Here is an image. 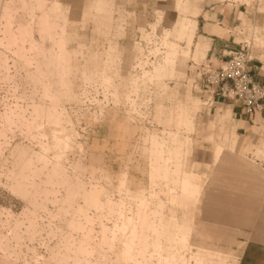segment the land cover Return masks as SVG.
I'll use <instances>...</instances> for the list:
<instances>
[{
    "label": "rangeland",
    "instance_id": "obj_1",
    "mask_svg": "<svg viewBox=\"0 0 264 264\" xmlns=\"http://www.w3.org/2000/svg\"><path fill=\"white\" fill-rule=\"evenodd\" d=\"M52 1L0 0V264H238L264 211V135L218 115L175 0H115L105 25L87 0ZM227 1L188 3L202 18ZM182 163L199 212L179 202Z\"/></svg>",
    "mask_w": 264,
    "mask_h": 264
},
{
    "label": "crops",
    "instance_id": "obj_2",
    "mask_svg": "<svg viewBox=\"0 0 264 264\" xmlns=\"http://www.w3.org/2000/svg\"><path fill=\"white\" fill-rule=\"evenodd\" d=\"M55 1L57 2L59 0ZM55 1L53 0L51 2L52 7L56 6L54 4ZM114 1L115 0H87L83 5V18L92 16L96 18L98 24H107L111 18V13L115 5ZM229 1L230 0L224 5L215 4L209 7L206 10L208 17L203 15L202 18H199L197 11H193L194 9L190 8L188 3L189 0H175L172 8L165 9V14L168 15L171 13L172 15H177L178 26L176 32L177 37H175L177 43L179 44V41L185 38L187 40V49L189 48V50H191L193 45L195 53L210 59L212 65L215 67L218 66L222 60H226L231 52L239 49L241 44L250 41L251 55L253 57L251 62L252 73L254 79L264 85V0ZM58 4L62 7L61 2H58ZM8 10V7L4 8V11L8 12ZM157 11L161 13V11ZM187 12H191L193 15H188ZM170 20L171 19H168L166 22L168 23ZM168 25L169 26L165 28L163 32L165 35L170 29V24L168 23ZM64 33L65 43L67 44V41L73 37V34L66 28V23L64 25ZM196 33L198 35L197 40H194ZM135 50L134 59L135 63H138L141 56V47L136 45ZM181 50H183L182 47ZM184 50L186 49L184 48ZM69 51L73 55V50ZM105 63L107 64V62ZM150 71L153 70H146V72ZM211 102L223 105L222 107L220 106L218 111V115L222 120L231 119L232 117L231 134L235 135L236 130L237 133L240 132L248 137L264 135L262 132L264 131V103L261 111L247 113L242 109L240 101L236 99L216 96L213 97V99L211 98ZM153 136H155V133L151 135L152 140H154ZM189 150L190 149L187 150V153ZM220 156L221 148L217 147L211 165H213ZM242 161H244L243 149L235 154L227 156L226 160L221 164V168H227L231 162ZM178 185L181 191L178 193L179 202H183V206H180L188 207L193 204L194 207H197V212H199L200 206L197 205L194 198H196L201 191V183L196 173L184 169V163L181 164ZM259 215L260 217L255 228L256 233L254 237L246 241L238 264H264V211ZM181 217L186 221V227L189 233V231L193 229L194 219L188 215H181ZM202 248L203 246H201V249ZM202 251L204 252L203 249L201 252ZM206 253H210V251L208 250Z\"/></svg>",
    "mask_w": 264,
    "mask_h": 264
},
{
    "label": "built area",
    "instance_id": "obj_3",
    "mask_svg": "<svg viewBox=\"0 0 264 264\" xmlns=\"http://www.w3.org/2000/svg\"><path fill=\"white\" fill-rule=\"evenodd\" d=\"M252 60L251 42L246 41L216 67L207 58L195 64L200 83L212 98L236 99L244 111L256 113L263 109L264 85L254 79Z\"/></svg>",
    "mask_w": 264,
    "mask_h": 264
},
{
    "label": "bare ground",
    "instance_id": "obj_4",
    "mask_svg": "<svg viewBox=\"0 0 264 264\" xmlns=\"http://www.w3.org/2000/svg\"><path fill=\"white\" fill-rule=\"evenodd\" d=\"M160 40H162L161 42H162V44L164 45V49L161 51V53H162V58L164 57V53L166 52V49H167V42H166V35L163 33L162 35H161V37H160ZM141 55L144 53V49L141 47ZM155 50H157V52L158 51H160V50H158V49H155ZM156 51H154V54H156L157 53ZM140 62H141V59L139 60ZM140 62H138V64L136 65V66H140V65H142ZM142 69L144 70V72H146V70L142 67ZM133 79H135V78H133ZM155 138V136H153V139ZM157 151V150H156ZM52 172H54V171H52ZM91 194H92V196H94L95 195V191L94 192H91ZM91 196V197H92ZM122 226V225H121ZM130 259V258H129Z\"/></svg>",
    "mask_w": 264,
    "mask_h": 264
}]
</instances>
